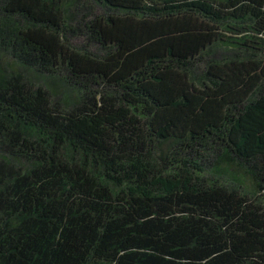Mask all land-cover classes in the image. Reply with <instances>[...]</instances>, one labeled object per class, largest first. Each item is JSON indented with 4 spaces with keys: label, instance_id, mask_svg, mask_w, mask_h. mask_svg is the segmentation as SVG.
<instances>
[{
    "label": "trees",
    "instance_id": "16d2710c",
    "mask_svg": "<svg viewBox=\"0 0 264 264\" xmlns=\"http://www.w3.org/2000/svg\"><path fill=\"white\" fill-rule=\"evenodd\" d=\"M0 264H264V0H0Z\"/></svg>",
    "mask_w": 264,
    "mask_h": 264
}]
</instances>
